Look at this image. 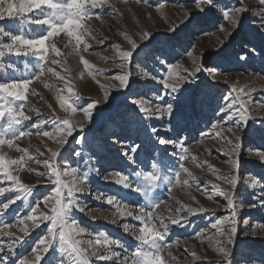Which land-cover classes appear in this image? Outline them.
Masks as SVG:
<instances>
[{
    "label": "rangeland",
    "instance_id": "374dc122",
    "mask_svg": "<svg viewBox=\"0 0 264 264\" xmlns=\"http://www.w3.org/2000/svg\"><path fill=\"white\" fill-rule=\"evenodd\" d=\"M224 2L230 8L239 6L238 0ZM244 3L252 10L243 15L242 23L232 31L230 24L215 9L212 12L197 10L195 0H146V2L110 0L103 8L93 10L100 19H96L94 15L87 21L94 29L93 35L102 39L103 43H95L86 36L85 39L91 47L86 52L80 51V55H83L95 69L106 70L96 74L95 80L88 75V70L80 62L79 55L72 52L74 45L65 48L67 39L64 34L55 38L56 46L64 53L59 59L66 60L65 67L70 70V79L76 92L82 97L78 106L83 108L93 100H102L106 91L111 96L110 103L101 102L97 105L89 122L84 120L81 112L72 113L70 110L60 109L54 97V90L46 88L42 81L33 80L26 92L28 107L38 109V113L29 112L26 107V114L31 116L30 121L25 122L26 128H31L32 124H37L41 119L53 116V110L47 106L48 104L53 105L57 117L68 118L74 124H84L83 130L77 127L69 137L67 145L61 150L60 163L61 166L67 163L78 167L82 172L90 173L89 190L76 194L85 211L83 213L74 211L72 214L89 232L96 234L104 231L110 237L119 239L126 249H134L136 242L130 234L123 231V224H132L138 228L140 222L132 217H118L117 223H111L116 208L106 203L107 196H116L132 208L145 207L146 211L151 210L148 207L149 203L157 201H163L164 205L173 209L180 206L177 204L178 200L193 207L203 206L206 209L204 213L189 215L184 211L183 215L187 222L171 225L166 239L168 243L175 245L171 251L179 258L173 264H214L218 259L216 253L206 242L202 244L194 237L201 229L209 228L215 219L230 215V210L225 206L226 200L223 197L215 195L214 200L209 201L202 193L214 194L213 183L224 189L229 188V185L216 179L208 166L217 169L218 174L228 175L231 168V164L228 163L231 145L226 144L225 139L235 143V137L239 136L241 147L236 172L240 179L235 190L238 235L234 245L236 250L234 260L235 264H264V161L254 154L256 151L264 152V26L261 17L254 14L260 11L258 0H244ZM186 11L192 15L185 17ZM6 24L7 21H0V27H5ZM221 25L232 31V35L227 39L220 31ZM17 26L19 27L18 23ZM173 26L175 30L170 31ZM142 31L151 32V43L145 41L147 46L132 61L133 69L139 63L145 70H151L158 81L164 78L168 64L180 65L181 67L175 70L180 74H186L185 69L194 70V61L203 65L201 71L196 73V78L188 82L182 93L166 95L163 85L156 81L144 80L139 75H133L130 86L126 89L113 90L112 85H118L119 81L110 78L121 71L112 62L116 51L114 46L128 47L122 33L136 39L135 34ZM221 40H224L223 44H220ZM188 52H192L194 56L189 57ZM49 55L52 59L58 58L54 53ZM13 58L16 59V66L19 69L17 76L31 79L30 74L38 70L35 57ZM25 61L30 65L28 69L25 68ZM161 61L164 63H160ZM47 66L54 67L63 74L58 65H51L49 62ZM209 67L218 69L220 75L213 78L206 71ZM43 81L63 87V82L51 74L46 73ZM233 85L238 87L246 85L245 91L253 89L246 97L249 101L250 119L247 125L239 130L237 118L229 121L226 114L219 112V107L225 103L223 96L229 95ZM156 95L174 105L179 101L172 117L147 119L139 115L138 109L131 103L133 99L141 98L151 100L154 104L160 103L161 101L155 99ZM213 124L219 127L214 129ZM152 128L158 130L157 134L152 133ZM42 129L52 131L53 126L47 124L42 126ZM217 133H220L219 137ZM81 137H84V143L77 144L76 141ZM117 137H121L119 143L115 142ZM158 137L183 141L185 148L188 149L186 160L180 161L179 156L182 153L179 148L173 145H160ZM17 143L21 148L28 149L29 154L35 158L27 167L36 169V172H43L46 169L35 160L42 161L50 157L47 148L55 150L58 147L54 141L35 134L22 138ZM137 145H142V148L136 154V163L131 164L125 153L132 155L130 147ZM37 149L43 152L44 156H40ZM0 151L8 159L19 156L15 149H8L7 146H0ZM77 152L80 153L79 156L76 155ZM192 157L196 158L195 162ZM145 162L149 165L152 162H161L162 175L165 178L179 171V166L183 163L198 178L199 188L195 185L192 188L177 186L170 194L166 184L161 183L151 196H144L124 189L114 180L104 179L116 171H122L135 180L134 172L144 169ZM197 163L204 166L196 167ZM19 176L22 182L35 185L34 193L29 197L33 203L37 199L42 200L53 191L54 186L47 182L46 177L26 170L19 171ZM245 177L255 178L259 182L254 186L250 183L245 184ZM181 178H186V174L182 173ZM64 179L70 180L71 177ZM207 181L213 183H206ZM9 183L4 181L3 186H8ZM101 193L105 199H95ZM6 195L8 199L12 198V195ZM193 196L196 198L195 201L191 199ZM25 207L23 200L16 202V211L24 216L27 215ZM49 208L41 205L42 211L47 212ZM158 211L165 217V222H168L167 209L162 206ZM93 216L96 219H92ZM15 220L16 216L11 213L7 217L0 216V221L9 224H13ZM27 223L31 224L30 221ZM48 223L46 221L41 224L31 233L27 243L17 249L13 264H17L20 258L30 253L31 246L45 235ZM253 230L255 235L251 234ZM10 231L17 236L22 235L18 227H13ZM88 238L86 235L83 237ZM185 249L188 252L195 250L201 259L193 261ZM116 251L122 250L116 248ZM42 264L47 262L44 261ZM53 264H58V260H54ZM92 264L102 262L93 258Z\"/></svg>",
    "mask_w": 264,
    "mask_h": 264
},
{
    "label": "snow or ice",
    "instance_id": "6c2138e0",
    "mask_svg": "<svg viewBox=\"0 0 264 264\" xmlns=\"http://www.w3.org/2000/svg\"><path fill=\"white\" fill-rule=\"evenodd\" d=\"M109 2L110 0H0V21H7L5 27H0V146H7L8 149H15L19 153L17 158L8 159L0 151V216L7 217L10 213L16 216L13 224L0 221V264H13L17 249L27 243L31 233L46 221L49 223L45 235L41 236L31 246L30 253L20 258L17 264H42L44 261L47 264H53L54 260H58V264H92L93 258L102 264H173L179 258L171 251L175 245L168 243L166 239L170 226L187 222V218L183 215L184 211L189 215L206 211L203 206L193 207L191 204L179 200L177 204L180 206L175 209L164 205L163 201H157L149 203L148 207L151 210L146 211L145 207L132 208L116 196H107L106 203L114 205L116 208L111 223H117L118 217H132L140 222L138 228L132 224H123V231L133 237L136 242L135 247L133 250L126 249L119 239L110 237L104 231L93 234L81 226L72 215L74 211L81 213L85 211V207L80 205L76 194L89 190L90 173L88 171L82 172L78 167H73L67 163L61 166L60 163L61 150L67 145L69 137L72 136L76 128L79 127L83 130L84 124H74L68 118L57 117L53 105L48 104L47 106L53 110V116L39 120L37 124H32L31 128L25 127V122L31 119V116L25 112L26 107H28L26 92L28 85L33 80L42 81L46 88L54 90V97L60 109L70 110L72 113L81 112L84 120L89 122H91L93 112L99 103L111 102L110 93L106 91L102 100H93L83 108L78 106L82 97L76 92L72 79H70V70L65 67L66 60L59 59L64 56V53L55 43V38L63 33L67 39L65 48L74 45L72 52L79 55L80 62L88 70V75L95 80L96 74L106 70L95 69L83 55H80V51L86 52L91 47L88 40L85 39L86 36L95 43H103L102 39L93 35L94 29L87 21L94 15L96 19H100V16L95 14L93 10L103 8ZM238 4V7L230 8L224 0H195L197 10L212 12L215 9L230 24L232 31H235L242 23L243 15L252 10L244 3V0H238ZM258 5L260 11L254 14L261 17L262 26H264V0H258ZM190 15H192L190 12H185V17ZM169 30L174 31L175 26ZM220 31L224 33L225 39L232 35V31L225 29L223 25H221ZM122 35H124L128 47L114 46L116 51L112 62L121 71L110 78L119 81L118 85H112L113 90L126 89L130 86L133 75H139L144 80L156 81L163 85L166 95L182 93L187 88L188 82L195 79L196 73L201 71L203 67L202 64H196L194 61V70L187 71L185 69L186 74H180L175 71L181 67L180 65L168 64L164 78L157 81V77L152 75L151 70H145L139 63L134 69L131 67L132 61L147 46L145 41L151 43V32H138L135 34L136 39L126 33H122ZM223 43L224 40H221L220 44ZM49 53H54L58 58L52 59ZM187 55L189 57L194 56L192 52H188ZM29 56L37 59L36 67L38 70L30 74L31 79L17 76L16 73L19 72V69L16 66V59L13 57ZM117 59L119 63H117ZM49 62L51 65L61 67L63 74L54 67H48ZM160 63L164 62L161 61ZM29 67V63L25 61V68L28 69ZM46 73L62 81L63 87L43 81ZM210 75L215 78L220 75L219 70L212 69ZM82 76L81 73V78ZM96 82L99 83V81ZM225 82L227 83V81ZM246 87V85L243 87L233 85L229 95L223 96L224 105L219 107V112L226 114L229 121L234 117L237 118L238 130L246 126L250 119L249 101L246 97L250 95L253 89L245 91ZM155 99L161 102L154 104L151 100L141 98L133 99L131 103L138 109V114L147 119L154 117L159 120L174 115L179 101L174 105L172 102L163 101L159 95H156ZM28 111L38 113V109L31 107H28ZM47 124L53 126L52 131L42 129V126ZM217 127L219 125L213 124L214 129ZM151 131L155 135L158 130L152 128ZM228 131L232 130L228 129ZM33 134L46 137L58 145L55 150L45 146L50 157L42 161L35 160L46 169L43 172H36V169L27 167L35 158L29 154L28 149L21 148L17 143L22 138L31 137ZM217 136L219 137L220 133H217ZM120 139L121 137H117L115 142L119 143ZM240 139L239 136H236L235 143L225 139V143L231 145L230 160L228 161L231 168L228 175L218 174L217 169L208 166L216 179L229 185V188L224 189L219 184L207 181L206 183H213L214 194L202 193L206 195L209 201H213L215 195L223 197L226 200L225 206L230 210V215L215 219L209 228L201 229L194 237V239L200 240L202 244L206 242L208 247L216 253L218 259L214 261V264H235L236 250L234 245L238 235L235 190L240 179L236 172L239 167ZM76 143H84V137L78 139ZM158 143L179 148L182 153L179 156L180 161L186 160L188 149L185 148L183 141L158 137ZM141 148L142 145L130 147L132 155L125 153L128 162L136 163V154ZM254 154L261 161H264V152L256 151ZM39 155L44 156V153L39 152ZM76 155L79 156L80 153L77 152ZM192 159L195 162L196 158L192 157ZM203 166L199 163L196 164V167ZM179 168V171H175L173 175L165 178L162 175L163 166L161 162H152L150 165L145 162L144 169L134 172L135 180L122 171H116L105 176L104 179L114 180L117 185L124 189L144 196H151L161 183L166 184L170 194L172 189L177 186L192 188L195 185L199 188L198 178L183 163L180 164ZM21 170L46 177L47 182L54 186L52 193L44 196L42 200L37 199L35 203L30 201L29 197L33 195L35 185L22 182L19 176ZM14 172L17 174H13ZM182 173L186 174V178H181ZM65 177H71V179H64ZM4 181L10 182L9 185L3 186ZM258 182L255 178H244L245 184L250 183L254 186ZM6 194L12 195V198L8 199ZM95 199H105L104 194H98ZM152 199L155 198L152 197ZM191 199L195 201L196 198L193 196ZM21 200L26 205V216L18 213L15 208L16 202ZM41 205L44 208H49V205L51 207L49 211L45 212L41 210ZM162 206L167 209L168 222H165V217L158 211ZM92 219H96V217L93 216ZM28 221L31 222L30 225L27 223ZM13 227H18L22 235L17 236L10 231ZM251 234L255 235V230ZM85 235L89 238L83 239ZM116 248L122 251H116ZM185 252L193 261L201 259L195 250L188 252L185 249Z\"/></svg>",
    "mask_w": 264,
    "mask_h": 264
},
{
    "label": "bare ground",
    "instance_id": "6f19581e",
    "mask_svg": "<svg viewBox=\"0 0 264 264\" xmlns=\"http://www.w3.org/2000/svg\"><path fill=\"white\" fill-rule=\"evenodd\" d=\"M212 69H214V68L209 67V68L206 69V71L210 73Z\"/></svg>",
    "mask_w": 264,
    "mask_h": 264
}]
</instances>
